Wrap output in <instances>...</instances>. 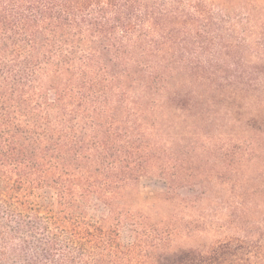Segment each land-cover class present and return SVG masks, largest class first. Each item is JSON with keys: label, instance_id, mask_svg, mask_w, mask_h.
<instances>
[{"label": "trees", "instance_id": "obj_1", "mask_svg": "<svg viewBox=\"0 0 264 264\" xmlns=\"http://www.w3.org/2000/svg\"><path fill=\"white\" fill-rule=\"evenodd\" d=\"M195 8L0 0V264H264L236 238L182 248L158 212H264V28L192 26ZM146 175L167 191L143 206Z\"/></svg>", "mask_w": 264, "mask_h": 264}, {"label": "rangeland", "instance_id": "obj_2", "mask_svg": "<svg viewBox=\"0 0 264 264\" xmlns=\"http://www.w3.org/2000/svg\"><path fill=\"white\" fill-rule=\"evenodd\" d=\"M194 6H198V9L195 8L191 13L193 17H198L201 14V21H192V26L218 28L223 31L232 29L247 31L252 28H258V30L264 28V0H194ZM249 60L252 61L253 58L249 57ZM260 169L261 167L257 166L252 171L248 170L243 180L252 176L257 180L251 186L254 188L261 186L263 181L257 174ZM166 191V181L163 178L155 175L142 176L138 181L137 199L143 206L148 205L164 197ZM257 195L252 198L254 205L261 204L262 198ZM210 201L209 199L205 202L198 201L195 210L186 216L179 213L180 205L176 201L171 203L168 208L167 206L158 208L160 216L171 217L174 221L176 218L183 219L184 225L179 227L176 239L178 246L194 248L236 238L243 243L250 244L254 255H257L258 252L264 254V245L259 250L260 243L264 242L263 210L253 206V212L248 221H243L241 225L236 226L233 222H228L232 218H228L226 212L223 211L221 214V207L210 203ZM212 209L213 212H210ZM240 209H242L241 206L236 210L237 215L240 214ZM234 220L236 219L234 218ZM255 247H257V251H255Z\"/></svg>", "mask_w": 264, "mask_h": 264}]
</instances>
